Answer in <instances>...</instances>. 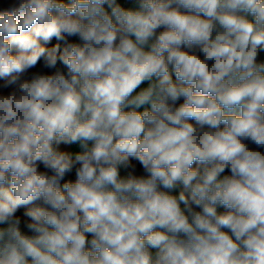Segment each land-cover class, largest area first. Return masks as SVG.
<instances>
[{
    "label": "clouds",
    "instance_id": "obj_1",
    "mask_svg": "<svg viewBox=\"0 0 264 264\" xmlns=\"http://www.w3.org/2000/svg\"><path fill=\"white\" fill-rule=\"evenodd\" d=\"M0 264H264V0H0Z\"/></svg>",
    "mask_w": 264,
    "mask_h": 264
}]
</instances>
